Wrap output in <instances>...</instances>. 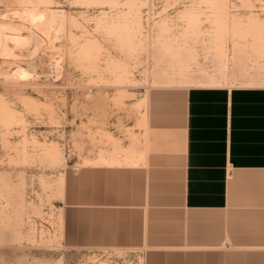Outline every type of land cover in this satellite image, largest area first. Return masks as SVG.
I'll return each instance as SVG.
<instances>
[{
	"label": "rangeland",
	"instance_id": "374dc122",
	"mask_svg": "<svg viewBox=\"0 0 264 264\" xmlns=\"http://www.w3.org/2000/svg\"><path fill=\"white\" fill-rule=\"evenodd\" d=\"M193 85H264V0H0V264H133L63 246L64 176L135 161L143 96Z\"/></svg>",
	"mask_w": 264,
	"mask_h": 264
},
{
	"label": "crops",
	"instance_id": "0c3cea01",
	"mask_svg": "<svg viewBox=\"0 0 264 264\" xmlns=\"http://www.w3.org/2000/svg\"><path fill=\"white\" fill-rule=\"evenodd\" d=\"M142 100L135 161L66 172L63 246L133 264H264V85L159 87Z\"/></svg>",
	"mask_w": 264,
	"mask_h": 264
},
{
	"label": "bare ground",
	"instance_id": "6f19581e",
	"mask_svg": "<svg viewBox=\"0 0 264 264\" xmlns=\"http://www.w3.org/2000/svg\"><path fill=\"white\" fill-rule=\"evenodd\" d=\"M115 150H116V149H115ZM117 152H119V151H117ZM117 152H116V153H117Z\"/></svg>",
	"mask_w": 264,
	"mask_h": 264
}]
</instances>
